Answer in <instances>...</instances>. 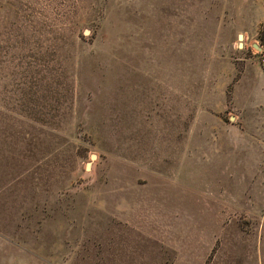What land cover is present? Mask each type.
<instances>
[{
  "label": "rangeland",
  "instance_id": "obj_1",
  "mask_svg": "<svg viewBox=\"0 0 264 264\" xmlns=\"http://www.w3.org/2000/svg\"><path fill=\"white\" fill-rule=\"evenodd\" d=\"M263 54L264 0H0V264H264Z\"/></svg>",
  "mask_w": 264,
  "mask_h": 264
},
{
  "label": "built area",
  "instance_id": "obj_2",
  "mask_svg": "<svg viewBox=\"0 0 264 264\" xmlns=\"http://www.w3.org/2000/svg\"><path fill=\"white\" fill-rule=\"evenodd\" d=\"M261 63L264 66V54L261 56Z\"/></svg>",
  "mask_w": 264,
  "mask_h": 264
},
{
  "label": "water",
  "instance_id": "obj_3",
  "mask_svg": "<svg viewBox=\"0 0 264 264\" xmlns=\"http://www.w3.org/2000/svg\"><path fill=\"white\" fill-rule=\"evenodd\" d=\"M238 38L241 40L242 39V36L241 35H239L238 36ZM92 158H95L94 156H92Z\"/></svg>",
  "mask_w": 264,
  "mask_h": 264
}]
</instances>
